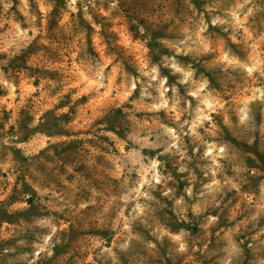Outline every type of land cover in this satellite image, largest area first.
Listing matches in <instances>:
<instances>
[{
  "label": "rangeland",
  "instance_id": "1",
  "mask_svg": "<svg viewBox=\"0 0 264 264\" xmlns=\"http://www.w3.org/2000/svg\"><path fill=\"white\" fill-rule=\"evenodd\" d=\"M0 264H264V0H0Z\"/></svg>",
  "mask_w": 264,
  "mask_h": 264
}]
</instances>
